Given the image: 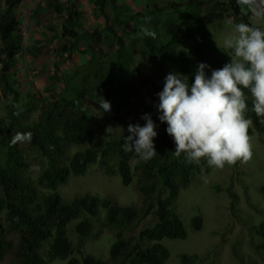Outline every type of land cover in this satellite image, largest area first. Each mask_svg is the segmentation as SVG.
<instances>
[{"label":"trees","instance_id":"trees-1","mask_svg":"<svg viewBox=\"0 0 264 264\" xmlns=\"http://www.w3.org/2000/svg\"><path fill=\"white\" fill-rule=\"evenodd\" d=\"M21 1L4 0L5 9L0 13L3 48L0 83L5 91L13 94L8 121L0 120V146L4 148L0 164V187L3 189L0 195V264H4L7 255L13 256V264H49L59 258H68L67 264L164 263L170 257V252L161 240L165 237L186 238L188 235L175 207V200L181 188L201 176L202 169L203 174L208 171L209 166L206 160L199 164H187L183 154L175 156L176 145L166 132L167 124L158 119L157 95L151 97L152 104H146L142 112L136 114L133 123L144 126L145 121L141 117L145 113L151 114L158 133L153 141L157 152L153 159L144 162L134 152L123 150L124 137L130 135L128 130L112 133L103 147L90 146L96 140V131L92 126L88 101L94 99L99 102L101 96L110 102L112 122L118 126L134 109L137 45L141 44L151 54L167 60L175 72L191 84L200 63L210 66L205 69L206 76L210 77L212 70L221 69L234 56L232 50L218 45L204 24L205 19L213 22L229 15L236 18L237 24L244 22L257 26L245 21L236 0H214L215 8L206 15L203 14L206 0H188L184 8L174 5L175 8L165 13L163 19L161 12L165 6L147 5L135 15L131 33L128 31L129 38L126 40L118 32L125 20L115 12V2L109 0L113 11L108 14L103 5L107 0H95L106 18V30L118 40L115 54L106 63H102L99 56L94 54L85 64L64 76L63 89L58 95L42 100L29 94L26 103L20 106V92L12 86L7 74L21 49L14 39L20 24L14 9ZM68 1L72 4L67 8L59 1L53 7L58 14L67 10L66 21L70 22L78 11L73 0ZM141 26L154 32L155 38L138 34ZM165 28H168V33ZM93 33L98 40L101 39L98 29ZM61 34L64 38L78 36V32L67 24H63ZM181 34L194 40L190 49L178 50ZM75 49H78L75 43L63 45L67 55H71ZM47 88L50 90V87ZM243 91L248 104L245 118L252 122L248 133H263L264 122L252 111L251 93L247 89ZM39 110L37 118H29L31 112ZM16 132H31L33 139L30 143L25 142L24 146L21 143L12 144V136ZM100 158L106 161L105 171L108 174L119 173L124 185L131 184L137 177L138 188L145 198L160 188L168 190V195L158 201L157 221L142 229L138 235L127 237L121 230L137 219L139 210L136 206L121 204L114 198L94 193L78 194L68 200L59 190L72 175H85ZM34 161L38 173L33 170ZM261 192L264 196V185ZM102 212L108 224L119 227L110 257L104 259L93 254L82 258L73 256L75 244L69 236L70 224L77 220L75 230L78 236L89 237L94 230L93 220L99 218ZM192 223L195 229H201L203 219L196 216ZM258 231L264 235V221ZM143 240L154 243L143 247ZM195 257L182 255V264H190Z\"/></svg>","mask_w":264,"mask_h":264},{"label":"rangeland","instance_id":"rangeland-1","mask_svg":"<svg viewBox=\"0 0 264 264\" xmlns=\"http://www.w3.org/2000/svg\"><path fill=\"white\" fill-rule=\"evenodd\" d=\"M61 2L64 8L72 3L68 0H32L19 5L20 14L18 31L14 39L21 49L15 58V63L8 72L10 83L20 92L19 105L26 103L28 95L42 100L55 97L63 89V78L67 73L75 71L96 54L102 63L115 54L118 40L106 30V18L100 11L95 0H73L78 14L68 22L67 10L58 14L53 4ZM115 12L125 20L123 27L118 28L120 35L128 40L135 15L147 5L165 6L161 12L172 11L174 5L182 8L188 0H113ZM106 13L111 14L113 7L109 0L103 2ZM215 8L214 0H206L203 14L206 15ZM5 9L4 0H0V13ZM30 12V13H29ZM245 21L258 25L264 30V17L250 20L244 15ZM63 24L78 32L76 38L62 36ZM218 45L224 46L227 36L235 35L234 16H225L213 22L204 21ZM55 28V31L53 30ZM99 30L101 39L93 31ZM168 33V28H165ZM180 49H190L194 40L180 35ZM75 43L81 52L75 49L71 55L63 50V45ZM3 56L0 39V57ZM233 58H235L233 56ZM238 59V58H237ZM134 109L118 126L114 125L111 111L104 112L99 102L89 99V109L92 116V126L96 131V140L90 144L93 147H103L112 133L128 130L134 123L135 116L142 112L143 107L152 104L151 97L161 91L165 77L169 73H177L167 60L151 54L143 45H137L134 64ZM179 74V73H178ZM182 79H186L182 76ZM47 87H50L48 90ZM13 94L5 91L0 83V120L8 121V111L13 106ZM39 111L30 113L29 118H37ZM249 119V118H246ZM251 121V119H249ZM252 127V123L250 125ZM251 137L252 159L247 164L237 163L234 166L225 165L223 169L209 167L203 175L198 176L180 190L175 200V207L188 235L186 238H168L161 240L170 252V257L162 264H182V255L196 256L190 264H264V235L258 231L264 221V196L261 187L264 185V132L248 133ZM21 145H25L21 143ZM85 147V146H84ZM79 148V147H78ZM83 148V147H80ZM75 148L74 150H76ZM4 156V148L0 146V164ZM105 160L100 158L91 165L85 175H72L69 181L60 186L59 190L66 199L75 195L94 193L102 197H111L121 204L134 205L139 214L135 222L121 230L125 236L138 233L157 221L159 199L168 195L166 188H160L152 196L145 198L134 182L124 185L119 173L108 174L104 169ZM33 162V170L38 173ZM3 189L0 187V195ZM201 216L203 226L195 229L192 220ZM93 233L86 238H80L75 230L77 220L69 226V236L75 244L73 256L82 258L84 255L108 259L110 249L119 227L110 225L105 220V213L94 219ZM8 224V222L6 221ZM15 238L16 234H12ZM154 243L151 240L141 241L143 247ZM13 256L7 255L4 264H13ZM68 258L55 259L49 264H67Z\"/></svg>","mask_w":264,"mask_h":264},{"label":"clouds","instance_id":"clouds-1","mask_svg":"<svg viewBox=\"0 0 264 264\" xmlns=\"http://www.w3.org/2000/svg\"><path fill=\"white\" fill-rule=\"evenodd\" d=\"M236 4L244 15L264 17V0H236ZM138 34L156 36L143 26ZM223 45L234 53L230 63L212 70L210 77L205 74L210 66L200 63L191 84L180 74L169 73L163 90L156 94L158 119L167 124L166 132L176 145L175 156L183 154L187 164L206 160L209 167L223 169L252 159L248 134L252 122L245 118L248 104L243 89L250 91L252 111L264 122V30L240 22L235 25V35L227 36ZM98 104L104 112L111 111L110 102L101 96ZM141 119L144 126L129 124L130 135L124 137L122 148L148 162L157 154L153 142L157 125L150 113ZM32 139L31 132H16L11 142L30 143ZM201 172L206 179L203 169Z\"/></svg>","mask_w":264,"mask_h":264},{"label":"crops","instance_id":"crops-1","mask_svg":"<svg viewBox=\"0 0 264 264\" xmlns=\"http://www.w3.org/2000/svg\"><path fill=\"white\" fill-rule=\"evenodd\" d=\"M29 1H32V0H22L16 7H15V9H14V13H15V15L18 17V15L20 14V8H19V5L20 4H23V3H25V2H29ZM30 13V12H29ZM18 19H19V17H18ZM254 26H257L258 27V25H254Z\"/></svg>","mask_w":264,"mask_h":264},{"label":"built area","instance_id":"built-area-1","mask_svg":"<svg viewBox=\"0 0 264 264\" xmlns=\"http://www.w3.org/2000/svg\"><path fill=\"white\" fill-rule=\"evenodd\" d=\"M247 17H248L250 20H253V19H256V18H257V17L252 16L251 14H248Z\"/></svg>","mask_w":264,"mask_h":264}]
</instances>
